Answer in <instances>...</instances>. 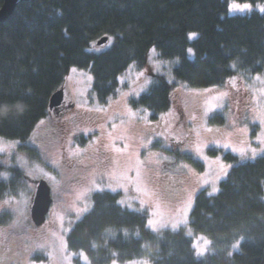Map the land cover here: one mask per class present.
I'll list each match as a JSON object with an SVG mask.
<instances>
[{
    "label": "trees",
    "instance_id": "1",
    "mask_svg": "<svg viewBox=\"0 0 264 264\" xmlns=\"http://www.w3.org/2000/svg\"><path fill=\"white\" fill-rule=\"evenodd\" d=\"M228 1L264 4V0L18 3L0 24V103L19 100L27 108L20 118L0 121V137L27 141L38 122L51 113L50 98L61 90L71 68L90 71L93 97L105 106L118 92L119 77L131 65L143 68L152 47L159 58L179 61L174 78L189 89L219 88L235 75L264 77V15L227 16ZM190 33L197 35L193 41L188 38ZM105 37L113 38L110 48L88 51ZM188 47L193 49L192 59L187 57ZM170 91L167 81L156 76L131 106L146 109L155 119L168 110ZM220 118V113L213 115L210 125L221 124ZM20 149L25 151L24 145ZM2 157L0 154V174L7 172L10 178L7 183L0 181V193L22 177L17 168H5ZM223 159L231 168L220 182L219 192L210 196L203 189L196 194L185 228L153 234L147 228V212L128 210L117 203L119 194L102 191L91 195L90 210L71 228L68 250L83 252L87 264L114 260L264 264V156L240 162L225 153ZM194 165L203 168L198 162ZM192 235L211 241L209 253L202 259L196 258ZM241 237L239 250L231 252ZM75 263L86 264L80 259Z\"/></svg>",
    "mask_w": 264,
    "mask_h": 264
},
{
    "label": "rangeland",
    "instance_id": "2",
    "mask_svg": "<svg viewBox=\"0 0 264 264\" xmlns=\"http://www.w3.org/2000/svg\"><path fill=\"white\" fill-rule=\"evenodd\" d=\"M232 3L243 4L228 1L227 16L264 15L256 7L264 4L249 3L251 11L241 13L229 11ZM112 43L113 38H109L104 45L92 44L88 51L101 52ZM188 50L187 57L192 59L193 49ZM178 62L159 58L152 47L143 68L131 65L119 77L118 92L105 106L93 97L90 71L71 68L61 88L63 102L57 112L51 111L39 121L25 142L0 137L4 167H15L22 173L19 182L8 184L0 193V264H68L69 255L71 264H76V259L86 263L79 253L68 250L66 239L73 225L90 210L91 195L102 191L119 194L118 201H125L122 207L130 210V204L135 212L145 211L148 219L158 221L156 231L147 227L153 234L176 232L186 227L196 194L207 189L209 195L214 186L219 189L227 175L221 165L226 173L231 168L223 154L231 153L240 162L264 156L258 152L253 160L248 150L259 149L257 137L264 138L260 122L264 117V77L235 75L222 87L205 92L189 89L174 78ZM156 76L171 87L170 106L152 119L146 109L132 107L131 101L145 93ZM216 113L222 116L221 124L210 125ZM148 141L147 149L139 147ZM225 143L230 147L225 148ZM201 144L204 147L197 153L195 148ZM23 145L25 151L20 149ZM233 148L244 149L246 157L242 159ZM215 150L220 153L210 152ZM1 174L0 181L9 182V174ZM39 181L47 183L53 202L45 222L35 226L30 208ZM109 186L117 191H110ZM181 220L186 223L174 231L171 225ZM201 236L192 235L195 255L198 249H207L203 256L196 255L197 259L209 253L210 244L204 245Z\"/></svg>",
    "mask_w": 264,
    "mask_h": 264
},
{
    "label": "snow or ice",
    "instance_id": "3",
    "mask_svg": "<svg viewBox=\"0 0 264 264\" xmlns=\"http://www.w3.org/2000/svg\"><path fill=\"white\" fill-rule=\"evenodd\" d=\"M256 7L258 8V10H259L260 13L264 14V5H256ZM251 8H252V6L249 3H243V4L232 3V4L229 5V11L230 12H237L238 11V12L243 13V12H246V11H251ZM195 35H196L195 33H190L188 38L189 39H192ZM188 52L191 55L192 50L189 49ZM73 71H75V69H73ZM89 79H91V77H89ZM256 79H260V77H257ZM208 91H210V90L205 89V92H208ZM5 103H7V102H5ZM129 114L130 115H133V116L135 115L134 113H131V110L130 109H129ZM260 122H261V124H264V117H261L260 118ZM207 131L210 132L212 130L211 129H207ZM149 143H151V141H148V143H141L139 145V147L140 148L147 149ZM257 143L259 145H261V147L259 149H257V148H249L248 149L252 153V157L251 158L253 160L255 159V157L258 154V152H264V138L257 137ZM223 146L225 148L230 147V145L227 144V143H225ZM127 147H128V145L126 144L125 145V149H127ZM203 147H204V145H202V144L201 145H197L196 148H195V151L197 153H200L202 151ZM232 150L234 152H237L238 151L239 152V155H240V157L242 159H244L246 157V155H247L244 149L237 150V149L233 148ZM136 155H137V158H139V151H137ZM221 171L225 172V175L227 174L226 173V170H225V168H224L223 165H221ZM0 175H2V174H0ZM138 176H139V173H138ZM118 187H121L122 188L123 185H118ZM109 188H110V191H112V192H116L117 191V187H111V186H109ZM97 190L102 191L103 189H97ZM218 192H219V189L214 186L212 188V191L209 193V195L211 196V195H214V194H216ZM5 203H7V202H5ZM117 203L120 204L121 206H124L125 205V201H123V200L117 201ZM127 206H128V208L130 210L135 211V209L132 208V205L129 204ZM183 223H186V221H184V220L177 221L176 223H173L171 225V227L175 231L177 229L178 225L179 224H183ZM157 225H158V221H156L154 219H148L147 220V227L151 228L152 231H156L157 230ZM161 226H163V225H161ZM190 234L191 233H189V235ZM125 235H127V230H125ZM137 235H138V233H137ZM200 239L203 240L204 245H209L211 243L210 240H208L207 238H205L203 236H201ZM242 240H243V237H241L240 240H238L235 244H233L232 245V248L234 250H237L238 251L239 250L240 241H242ZM93 247H95V245H93ZM206 250H207L206 248H200V249L197 250L196 255L198 257L203 256ZM29 254H31V253H29ZM113 255H115V253ZM231 255H232V253L229 252V256H231ZM79 256L82 257V258H84L85 261H86V264H87V257L85 256V254L83 252H80L79 253ZM66 260L68 261V264H71V256L70 255L68 257H66ZM113 264H115V261H113ZM139 264H147V261H141V262H139Z\"/></svg>",
    "mask_w": 264,
    "mask_h": 264
},
{
    "label": "water",
    "instance_id": "4",
    "mask_svg": "<svg viewBox=\"0 0 264 264\" xmlns=\"http://www.w3.org/2000/svg\"><path fill=\"white\" fill-rule=\"evenodd\" d=\"M31 0H3L0 7V24L6 21V19L13 13L16 5L20 2H28ZM108 38H102L97 41L96 45L101 46L106 44ZM63 102V91L59 90L54 93L50 98L49 111L58 109ZM51 191L45 181H39L35 194L33 197L32 205L30 208V218L35 226H41L50 211L52 205Z\"/></svg>",
    "mask_w": 264,
    "mask_h": 264
},
{
    "label": "clouds",
    "instance_id": "5",
    "mask_svg": "<svg viewBox=\"0 0 264 264\" xmlns=\"http://www.w3.org/2000/svg\"><path fill=\"white\" fill-rule=\"evenodd\" d=\"M26 104L23 101H14L9 103H0V121L10 118H20L26 111Z\"/></svg>",
    "mask_w": 264,
    "mask_h": 264
},
{
    "label": "flooded vegetation",
    "instance_id": "6",
    "mask_svg": "<svg viewBox=\"0 0 264 264\" xmlns=\"http://www.w3.org/2000/svg\"><path fill=\"white\" fill-rule=\"evenodd\" d=\"M59 109V108H58ZM58 109L57 110H53L54 112H57L58 111Z\"/></svg>",
    "mask_w": 264,
    "mask_h": 264
}]
</instances>
